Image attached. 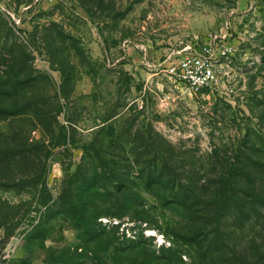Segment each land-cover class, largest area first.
<instances>
[{
    "label": "rangeland",
    "instance_id": "obj_1",
    "mask_svg": "<svg viewBox=\"0 0 264 264\" xmlns=\"http://www.w3.org/2000/svg\"><path fill=\"white\" fill-rule=\"evenodd\" d=\"M0 57L60 99L49 203L88 202L1 190L0 264H254L264 209L227 172L264 158V0H0Z\"/></svg>",
    "mask_w": 264,
    "mask_h": 264
},
{
    "label": "trees",
    "instance_id": "obj_2",
    "mask_svg": "<svg viewBox=\"0 0 264 264\" xmlns=\"http://www.w3.org/2000/svg\"><path fill=\"white\" fill-rule=\"evenodd\" d=\"M6 60L0 57V65ZM47 79V74L34 68H30L26 74L15 71L14 66L11 71L0 70V191L37 192V203L46 206L45 212L50 215L84 214L88 202L75 198V193L66 198V191L63 190L57 200L49 203L46 176L51 148L66 143L67 137L62 131L56 135L54 130L59 125V110L56 108L59 97H52L49 92L34 85ZM51 103L54 104L52 108ZM263 160L258 158L251 161L253 165L250 168L227 172L230 183L236 175L238 181L248 187L239 190V208L244 213L248 202L254 211L264 209ZM90 187H93V183L87 182L81 192L87 193ZM21 205L10 204L0 198V225L3 228L11 229L7 226L20 213ZM26 212L27 209L24 214ZM86 228L87 231L95 229L91 224ZM44 235L43 228L39 227L35 233L26 234V240L43 238ZM263 247L264 244L258 246L254 264H264Z\"/></svg>",
    "mask_w": 264,
    "mask_h": 264
},
{
    "label": "built area",
    "instance_id": "obj_3",
    "mask_svg": "<svg viewBox=\"0 0 264 264\" xmlns=\"http://www.w3.org/2000/svg\"><path fill=\"white\" fill-rule=\"evenodd\" d=\"M196 62L199 63L198 60H194L191 57L186 56V58L182 62V65L185 66V67H194V63H196ZM205 79H206L205 77H197L196 79H194L192 81V83H193L192 86L196 87V88H199L200 86H202L205 83Z\"/></svg>",
    "mask_w": 264,
    "mask_h": 264
}]
</instances>
